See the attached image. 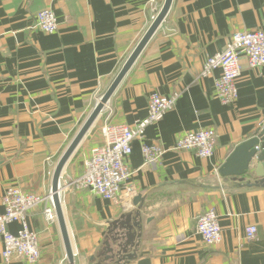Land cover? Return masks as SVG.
Listing matches in <instances>:
<instances>
[{
	"label": "crops",
	"instance_id": "crops-1",
	"mask_svg": "<svg viewBox=\"0 0 264 264\" xmlns=\"http://www.w3.org/2000/svg\"><path fill=\"white\" fill-rule=\"evenodd\" d=\"M163 2L0 0V214L4 211L1 197L9 187L39 195L50 191L59 157ZM45 8L57 19L53 34L33 27L35 14ZM257 30H264V0H172L162 24L60 177L70 180L81 173L91 147L103 141L104 123L132 126L146 117L153 92L178 93L174 108L143 133L144 142L160 143L165 151L154 165H145L142 140L131 142L127 164L132 174L126 184L132 192L125 194L124 185L117 200L87 190L62 189L72 264L103 261L100 253L110 223L137 209L136 195L144 198L139 246L136 258L123 264H264V186L236 187L235 177L220 172L233 149L263 126L264 65L250 67L246 57H240L238 98L230 105L220 103L213 93L219 70L201 75L207 58L223 50L233 32ZM204 128L217 134L210 157L173 149L180 135ZM257 155L251 159V170ZM256 179L253 171L246 176L248 181ZM42 207L38 204L27 217L41 250L35 264H71L57 218L46 221ZM207 208L216 211L221 227L220 241L213 246L195 231L198 214ZM249 225L257 228L252 240L245 237ZM7 228L16 234L20 225L9 223ZM2 250L0 238V264H4Z\"/></svg>",
	"mask_w": 264,
	"mask_h": 264
},
{
	"label": "built area",
	"instance_id": "built-area-1",
	"mask_svg": "<svg viewBox=\"0 0 264 264\" xmlns=\"http://www.w3.org/2000/svg\"><path fill=\"white\" fill-rule=\"evenodd\" d=\"M33 27L43 33L53 34L57 31L58 23L51 9H41L35 14ZM244 55L250 67L264 65V30L235 31L228 38L225 47L203 64L201 75L207 76L214 69L219 74L214 79L213 93L216 99L224 105L234 103L238 98L237 79L240 76V57ZM178 93L163 96L153 92L149 95L147 115L129 126L122 123L106 122L101 126L102 143L91 147L83 161L82 171L70 180L59 178V196L63 188L87 190L106 200H117L122 195L131 194L132 189L126 181L132 174L127 164L131 154V142L141 141V152L145 165L158 162L164 148L160 143L143 141L147 125L161 120L164 114L174 108ZM217 140L213 128L198 129L180 135L173 146L174 150L192 151L198 157L208 158L213 154ZM47 161H50L47 158ZM4 207L0 214V238L3 242L1 257L4 264L19 260L25 264H35L41 254L37 233L30 229L27 217L30 211L42 203V212L46 221L56 219L52 193L45 195L25 193L18 187H9L1 197ZM20 225L16 234L8 231L9 223ZM195 231L208 246L216 245L221 238V227L218 215L213 208H207L198 214ZM257 228L249 225L245 228V237L252 240L256 237Z\"/></svg>",
	"mask_w": 264,
	"mask_h": 264
},
{
	"label": "water",
	"instance_id": "water-1",
	"mask_svg": "<svg viewBox=\"0 0 264 264\" xmlns=\"http://www.w3.org/2000/svg\"><path fill=\"white\" fill-rule=\"evenodd\" d=\"M171 4L172 0H164L151 25L144 33L136 47L127 57L122 67L110 83L109 87L99 97L98 102L89 113L85 121L82 123L81 127L71 139L70 143L63 151L56 165L54 166L50 191L52 193L56 218L60 227L66 250V257L71 264L73 263V253L71 250L59 196V178L61 172L64 165L66 164L82 138L88 132L122 78L131 68L154 32L162 24L171 7ZM258 149L260 150L259 153ZM256 154H258L257 164L255 168L251 170L249 169V164L252 157H254ZM252 171L258 179L254 181L246 180V176ZM220 172L222 174L235 177L239 182L237 183V185H235L236 187L264 186V116L263 126L258 129L254 137L237 145L233 149V151L228 155L224 163L221 165ZM143 201L144 198L142 197V195H136L133 199V204L137 206V209L128 214L122 215L118 220L110 223V226L108 228L109 234L103 243L104 247L102 252L100 253L101 257H103V261H98L96 262V264H104V262H108L110 264H123L136 258L137 249L139 246V242H137L136 239L140 238L141 235L140 210L143 205ZM129 220L131 224H129ZM111 229H113L112 232L110 231ZM116 230H118V233H115Z\"/></svg>",
	"mask_w": 264,
	"mask_h": 264
}]
</instances>
